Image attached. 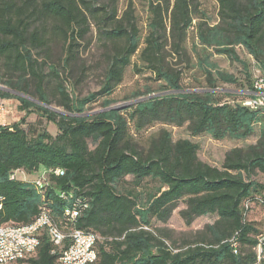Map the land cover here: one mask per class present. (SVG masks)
Masks as SVG:
<instances>
[{
	"label": "trees",
	"instance_id": "trees-1",
	"mask_svg": "<svg viewBox=\"0 0 264 264\" xmlns=\"http://www.w3.org/2000/svg\"><path fill=\"white\" fill-rule=\"evenodd\" d=\"M147 2L138 60L159 84L115 108L108 96L141 40L131 1L118 15L117 0H0V102L16 100L19 111L55 127L51 133L30 130L24 120L0 124V224L27 225L46 206L57 224L105 238L96 243L93 264H264V233L246 218L257 208L264 223V108L242 105L249 95L224 86L239 80L213 58L240 64L252 87L241 47L264 74V0H215L213 23L200 0ZM92 31L101 80L98 90L81 96L75 89L92 68L83 57ZM190 32L194 62L186 47ZM193 67L203 84L185 88L182 70ZM98 99L100 110L91 111ZM154 123L186 125L192 136L215 140L256 138L227 150L214 166L198 156L196 142L174 141L166 129L141 144L140 132ZM57 168L63 175L49 174L42 192L15 175ZM179 201L185 224L217 218L198 243L176 249L152 224L166 222ZM74 203L81 212L71 224L63 211ZM38 238L33 256L11 264H60L46 232Z\"/></svg>",
	"mask_w": 264,
	"mask_h": 264
},
{
	"label": "rangeland",
	"instance_id": "rangeland-1",
	"mask_svg": "<svg viewBox=\"0 0 264 264\" xmlns=\"http://www.w3.org/2000/svg\"><path fill=\"white\" fill-rule=\"evenodd\" d=\"M129 1L132 3L133 16L136 26L139 29L141 40L138 50L131 57V64L124 69L122 81L108 96V99H110L112 102V106L115 108L124 107L134 102L136 99L133 97V94L136 91H143L149 86L154 88L159 84L157 81L152 80V74L144 69L142 67V63L138 60V53L143 47L142 39L147 32V24L150 18L148 2L147 0H117L118 15H120L126 9ZM199 9L203 13L204 17L208 18L209 22L213 23L216 21L217 4L215 0H200ZM92 34H94L92 38V44L83 53L85 61L92 68L88 71L84 80L75 89V93L81 96L98 90L101 80V70L99 67H97L101 57L100 44L95 40L94 31H92ZM195 42L196 39L194 37V33L190 32L186 42V47L190 56L192 57L193 62L196 60L193 51V45ZM236 49L240 57L247 63V71L250 74V83H252L254 77L257 74L264 75L259 70L254 59L250 55L243 51L241 47H237ZM213 58L217 62L220 69L234 73L239 80L237 84L224 86L238 93H243L246 91L241 89L237 90L238 88H251V84L248 85L244 78L245 71L240 64L231 62L224 56H213ZM178 66L182 67L183 64ZM0 73H4L2 60H0ZM182 74L181 82L185 88H198L203 84L202 73L196 67L183 69ZM101 100L102 99H98L97 102L90 105V108H92L91 111L100 110ZM17 106L18 102L13 99H6L0 102L1 125H11L24 120V122L29 126L30 130L35 128L36 130L41 131L43 128H45L51 133H55L54 125L48 122L44 117L38 116L35 113L19 111ZM160 129L168 130L171 134L172 140L174 141L184 138L196 142L199 145L198 156L202 160L214 166L221 165L222 158L227 150L236 146L248 144L249 142L254 141L256 138V136H253L247 140H232L227 138L215 140L208 134L192 136L187 131L186 125L174 126L170 124L154 123L152 126L146 127L140 132L138 136L139 142L143 144L151 135L156 134ZM15 175L18 179L26 181L34 180L37 177V173L28 174L23 171H17ZM260 180L264 182V175L260 176ZM183 207L184 203L179 201L166 222L153 221L152 224L154 232L162 237L168 245L176 249L185 248L188 245L198 243L200 238L205 237L206 235L204 233L205 225L213 223L217 218L216 215L209 214L197 217L190 224H185L178 213ZM246 218L250 221H253L257 228L264 233V223L260 220V214L257 208H253L251 211L247 212Z\"/></svg>",
	"mask_w": 264,
	"mask_h": 264
},
{
	"label": "built area",
	"instance_id": "built-area-1",
	"mask_svg": "<svg viewBox=\"0 0 264 264\" xmlns=\"http://www.w3.org/2000/svg\"><path fill=\"white\" fill-rule=\"evenodd\" d=\"M249 95L248 98L242 101V105L251 109L264 108V75H256L252 81V87L244 91ZM61 172V169L42 170L39 172L36 179L33 180L36 190L43 191L48 182V175L53 173L55 176ZM66 208L67 223L73 224L76 218L80 215L81 208ZM40 220L36 223L33 230L16 231L14 230L13 222L0 224V261L2 264L15 263L21 259L27 258V255L13 254V247L17 245L31 244L35 247L34 234H40L45 231L53 244L52 254H58L60 264L64 262H73L78 264L81 260L96 261L94 253V245L100 241V235L86 232L75 227L68 228L65 224H58V229H64L65 233H71V240H63V237L57 236V229H50L48 219H53L50 210L46 206L40 208ZM264 218V212L262 213ZM1 241H9V248H1Z\"/></svg>",
	"mask_w": 264,
	"mask_h": 264
},
{
	"label": "bare ground",
	"instance_id": "bare-ground-1",
	"mask_svg": "<svg viewBox=\"0 0 264 264\" xmlns=\"http://www.w3.org/2000/svg\"><path fill=\"white\" fill-rule=\"evenodd\" d=\"M61 175H63V170H61V172L56 176H61ZM37 191L42 192L41 190H37ZM77 207H80V206L79 204H75V203L72 206L71 205L69 206V208H77ZM63 216L67 220L66 208H64ZM39 220H40V211H39L38 216L35 218V220L27 225H19V224L14 223V230L16 231L33 230V228L36 226V223ZM48 226L50 229H57L58 237H63V240H71V233H65L64 229H58V224L53 219H48ZM38 237H39V234H34L35 247L31 246V244L17 245L13 247V254L27 255V258L33 256L39 245ZM104 239H105L104 237L102 236L100 237V241H103ZM95 246L96 245H94V253H95V257L97 258ZM1 248H9V241H1ZM93 263H94V260H81L78 264H93ZM0 264H2V261H0ZM64 264H73V262H64Z\"/></svg>",
	"mask_w": 264,
	"mask_h": 264
},
{
	"label": "crops",
	"instance_id": "crops-1",
	"mask_svg": "<svg viewBox=\"0 0 264 264\" xmlns=\"http://www.w3.org/2000/svg\"><path fill=\"white\" fill-rule=\"evenodd\" d=\"M2 101H3V100H2ZM2 101H1V102H2Z\"/></svg>",
	"mask_w": 264,
	"mask_h": 264
}]
</instances>
